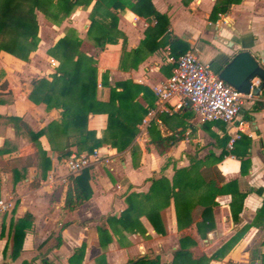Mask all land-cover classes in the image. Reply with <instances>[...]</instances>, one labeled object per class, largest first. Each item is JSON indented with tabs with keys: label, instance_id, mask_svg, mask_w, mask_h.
I'll return each mask as SVG.
<instances>
[{
	"label": "crops",
	"instance_id": "1",
	"mask_svg": "<svg viewBox=\"0 0 264 264\" xmlns=\"http://www.w3.org/2000/svg\"><path fill=\"white\" fill-rule=\"evenodd\" d=\"M215 1L151 0V3L158 13L166 15L167 36L181 39L187 50L209 64L214 74L239 50L250 51L264 68V0H217L227 11L214 16L211 11ZM89 10L90 6L77 7L59 26L47 23L50 35H39L38 46L27 61L0 51V200L8 204L6 210H0V264H126L142 256L158 257L159 263L165 264L171 261L182 236H189L195 242L189 247L194 255L209 257L243 227L247 228L239 240L224 255L209 259L207 264L227 261L257 264L264 250L261 244L264 107L257 101L243 102L230 124L199 122L188 108L167 113L156 111L151 116L144 114L141 120L145 122L136 125L137 133L129 147L117 152L104 143L97 148L99 155L108 157L109 161L88 168L90 197L71 209L64 206L66 189L71 183L69 177L79 173L67 172L64 153H77L75 146H69L74 135L92 131L99 138L106 127L107 114L90 113L84 124H70L62 129L60 107H46L43 102L28 99L33 82L39 78L49 81L58 65L46 53L47 49L67 28L76 31L81 39L79 51L95 61L94 99L104 106L98 104L95 108L104 109L101 111H107L109 88L117 82L141 87L134 95L129 94L131 103L140 108L151 103L146 112L154 109L152 87L170 75L173 65L168 60L167 44H159L163 41L161 37L156 39V44L141 47L137 54L133 52L140 46L149 24L128 9L118 14L116 24L124 40L118 38L103 48L94 46L86 37ZM102 74L106 75L105 84H101ZM66 99L74 105L79 101L78 83L71 86ZM74 112L70 107V114ZM138 112L134 107V114ZM235 134L238 137L229 149L227 142ZM158 135H172L176 139L162 154L152 144ZM225 138L227 141L223 143ZM229 150L234 155L228 152L219 158L222 151ZM194 161L200 163L201 169L216 168L220 178L214 175L213 178L218 187L232 184L227 193L215 196L213 228L204 237L197 234L194 224L199 220L198 206L193 209L192 222L178 229L169 198L168 205L159 212L164 234L156 233L141 215L138 221L144 228L143 234L124 233L118 242L108 229L111 241L104 247L98 246L96 227H107L105 218L119 215L126 207L127 194L146 193L151 180L159 177L173 184L176 170ZM230 191L244 194L241 202L233 201L234 212L240 204L236 220L232 219L230 210ZM26 214L31 224L24 229L20 249L14 254V232ZM81 245L83 250L78 253Z\"/></svg>",
	"mask_w": 264,
	"mask_h": 264
},
{
	"label": "trees",
	"instance_id": "2",
	"mask_svg": "<svg viewBox=\"0 0 264 264\" xmlns=\"http://www.w3.org/2000/svg\"><path fill=\"white\" fill-rule=\"evenodd\" d=\"M88 6H90V10L87 17L89 24L86 29V37L98 48H103L105 44L115 43L118 38L124 40V36L117 29L116 24L118 14L128 9L136 16L144 18L149 24L144 30V38L140 42V46L133 50L134 53H139L141 47L146 48L151 43L156 44V39L160 37L163 41L159 44H167L170 50L169 54L174 59L187 51V45L181 39L167 36L168 21L166 15L158 13L154 9L151 0H0V51L27 61L29 54L36 50L39 43L36 11L40 12L52 25L59 26L75 8L86 9ZM226 11L227 7L216 0L211 13L215 16L217 13ZM80 44L81 39L77 36L76 31L67 28L64 35L46 51L49 56L58 62L55 72L50 75L49 81L45 78L36 79L33 82L32 90L28 94V99L34 103L43 102L46 107L54 105L60 107L62 109V129L70 124H84L90 113L105 112L107 123L99 138L95 137L94 132L86 131L74 135L69 146H75L77 153L82 151L91 153L92 150L105 143L120 152L131 145L137 133L136 125L146 114V109L151 103H148L146 108H140L133 101L131 103L129 94L133 92L134 95L141 87L132 85L129 82H117L109 88V98L105 104L108 107L107 111H101L104 110L102 108H95V105L98 104L103 106V103L94 99L96 90L95 61L79 51ZM105 77V74L101 75V84H105ZM76 83L80 87V99L74 105L67 101L66 97L71 86ZM116 88L120 89L117 90ZM263 93L264 91H262ZM258 104L261 106L260 103ZM70 107L75 109L74 114H70ZM129 107L133 109L130 111ZM134 107L139 110L136 114H134ZM175 140L172 135H158L152 140V144L156 152L162 154ZM226 141L227 138L223 139V143H226ZM228 152L233 154V150L222 151L219 158ZM68 155L69 152H65L64 158H67ZM88 170V168H85L78 175L69 177L71 183L66 189L64 199V206L68 209L90 197ZM175 175L176 180L173 184L169 183L165 177H159L151 180L146 193L130 192L127 194L124 199L126 207L119 215L117 217L107 216L105 218L107 227L105 225L96 227L98 246L104 247L111 241L108 229L118 242H121L124 233L143 234L144 228L138 221L141 215L146 217L156 233L164 234L159 212L168 205L169 198L173 202L178 229L185 228L192 222L193 209L198 206L199 220L194 224L197 234L204 237L206 232L213 228L212 207L216 204L214 201L215 196L227 193L226 190L232 184L226 183L218 187L213 178V175L220 178L216 168L201 169L200 163L195 161L187 167L178 168ZM229 194L232 203L230 204L232 219L236 220L240 204L234 212L233 201L236 199L241 202L244 194L235 191H230ZM263 205L262 203V207ZM260 214H263L261 208ZM18 222L20 225H18L13 237L14 254L20 249L24 229L31 224L28 214L24 215L23 219ZM246 228L239 229L209 257L194 255L189 247L194 245L195 242L189 236H182L178 240V248L172 252L171 261L165 264H207L209 259L224 255L239 240ZM261 244L264 245V238ZM82 250L83 245L77 249L78 253H81ZM126 264L160 263L158 257L142 256L130 260ZM225 264L242 263L227 261ZM257 264H264V250L259 254Z\"/></svg>",
	"mask_w": 264,
	"mask_h": 264
},
{
	"label": "built area",
	"instance_id": "3",
	"mask_svg": "<svg viewBox=\"0 0 264 264\" xmlns=\"http://www.w3.org/2000/svg\"><path fill=\"white\" fill-rule=\"evenodd\" d=\"M168 60L173 64L171 73L152 87L155 108L148 110L145 114L147 116L156 111L167 113L189 108L199 122L221 121L230 124L235 120L243 102L257 101L264 107V87L257 96L251 93L252 88L259 83L256 77L250 80L249 92L245 94L218 78L209 64L201 61L192 50L181 53L176 59L170 56ZM49 61L54 64L53 59ZM240 124L237 128L241 131ZM237 137L235 134L228 140L227 148L231 149ZM100 161L107 163L109 159L101 157L98 150L94 149L91 153L71 152L63 163L69 174H76ZM7 207L8 204L0 200V210H6Z\"/></svg>",
	"mask_w": 264,
	"mask_h": 264
},
{
	"label": "water",
	"instance_id": "4",
	"mask_svg": "<svg viewBox=\"0 0 264 264\" xmlns=\"http://www.w3.org/2000/svg\"><path fill=\"white\" fill-rule=\"evenodd\" d=\"M217 76L232 88L245 94L249 92L250 80L254 77L258 78L259 83L252 88L251 93L257 96L264 87V68L248 50L234 52ZM249 264H253V261Z\"/></svg>",
	"mask_w": 264,
	"mask_h": 264
},
{
	"label": "rangeland",
	"instance_id": "5",
	"mask_svg": "<svg viewBox=\"0 0 264 264\" xmlns=\"http://www.w3.org/2000/svg\"><path fill=\"white\" fill-rule=\"evenodd\" d=\"M36 21L38 24V35H50L49 30L47 29V23H49L43 15L36 11Z\"/></svg>",
	"mask_w": 264,
	"mask_h": 264
}]
</instances>
